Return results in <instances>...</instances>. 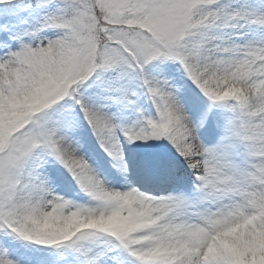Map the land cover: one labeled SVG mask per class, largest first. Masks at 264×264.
Returning a JSON list of instances; mask_svg holds the SVG:
<instances>
[{
  "label": "snow or ice",
  "instance_id": "1",
  "mask_svg": "<svg viewBox=\"0 0 264 264\" xmlns=\"http://www.w3.org/2000/svg\"><path fill=\"white\" fill-rule=\"evenodd\" d=\"M0 264H264V0H0Z\"/></svg>",
  "mask_w": 264,
  "mask_h": 264
},
{
  "label": "rangeland",
  "instance_id": "2",
  "mask_svg": "<svg viewBox=\"0 0 264 264\" xmlns=\"http://www.w3.org/2000/svg\"><path fill=\"white\" fill-rule=\"evenodd\" d=\"M141 104L146 110L151 109L150 102L146 98L141 100ZM113 111H116V109H113ZM123 115L127 118L126 122L128 123H130L131 120L135 119L133 113L130 110H125ZM126 148L129 156H132V153L136 151L134 146L126 145ZM89 156L92 159L94 166L97 167V169L100 171L101 175L105 176L109 180H112V177H115V172H106L105 169H103V167L101 166V160L104 157V153L102 150L99 149V146L94 143V138L91 137L89 144ZM58 176L60 178L62 188L65 189L69 195H74L77 189L75 188L74 181L71 180V177L67 174V172L61 170L58 173ZM134 178L136 180L135 174ZM137 182L143 185H146L144 184L145 182L147 183L146 178L144 176H138ZM147 187L151 188L153 187V185H147Z\"/></svg>",
  "mask_w": 264,
  "mask_h": 264
},
{
  "label": "bare ground",
  "instance_id": "3",
  "mask_svg": "<svg viewBox=\"0 0 264 264\" xmlns=\"http://www.w3.org/2000/svg\"><path fill=\"white\" fill-rule=\"evenodd\" d=\"M110 163H111V162H110ZM133 169H135V161H133ZM115 178H116V177H112V180L115 179ZM121 179H122V178H121ZM133 179H135V178H134V175H133ZM137 179H138V176H136V181H137Z\"/></svg>",
  "mask_w": 264,
  "mask_h": 264
}]
</instances>
